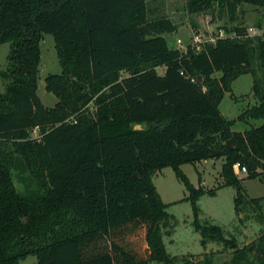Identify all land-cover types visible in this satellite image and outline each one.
Instances as JSON below:
<instances>
[{"label": "trees", "instance_id": "1", "mask_svg": "<svg viewBox=\"0 0 264 264\" xmlns=\"http://www.w3.org/2000/svg\"><path fill=\"white\" fill-rule=\"evenodd\" d=\"M244 3L264 8V0H188V7L218 6L236 21ZM148 16V0H0V47L12 45L0 70V264L30 255L36 264H264V230L240 245L201 222L197 205L234 185L237 214L252 205L264 226V198L250 197L234 169L240 163L248 179L264 176V34L236 25L228 30L234 37L180 50L165 36L177 26ZM44 33L54 36L62 65L46 77L54 107L38 95ZM249 73L256 103L229 119L220 104L227 92L239 99L233 82ZM254 119L263 123L233 129ZM220 158L224 182L215 188L196 187L181 169ZM169 166L190 192L203 245L221 243L229 260L167 251L170 215L153 174ZM17 181L29 182L26 191Z\"/></svg>", "mask_w": 264, "mask_h": 264}, {"label": "rangeland", "instance_id": "2", "mask_svg": "<svg viewBox=\"0 0 264 264\" xmlns=\"http://www.w3.org/2000/svg\"><path fill=\"white\" fill-rule=\"evenodd\" d=\"M149 20L168 18L176 26L177 30L172 34H166L169 46L180 50H185L187 45L195 42V35H200L205 40L209 34L220 29L231 30L236 25H245L249 28H258L260 33H264V8L252 4L244 3L240 6L238 19L233 21L227 12L220 13L219 7L213 10L192 13L189 11L188 0H148ZM250 32V31H249ZM252 34V33H251ZM259 34V33H258ZM255 37L254 35H250ZM178 39L182 40L179 44ZM41 64L38 79V95L47 107H54L58 102V97L47 90L46 77L51 74H60L62 65L60 63L54 36L44 33L40 42ZM203 47L201 43L200 48ZM12 50L11 42H7L0 47V70H5L9 64V55ZM199 50V49H198ZM159 73L165 71L164 66L157 68ZM126 74V73H125ZM220 76V73L216 74ZM254 77L252 74H244L233 82V93L239 97L236 101L231 97V92H227L220 104L221 112L229 119H237L242 111L256 103L253 95ZM6 81L0 77V91L5 90ZM94 110L93 103L90 104ZM263 120H251V124L237 121L234 130L243 131L251 125H261ZM36 130L33 136H38ZM224 158L208 159L195 164L186 163L181 165V169L188 176L196 187L204 189L215 188L224 182L221 176ZM242 179V186L252 198H264V176L256 179H248L244 172L236 173ZM153 182L156 185L162 199L168 204L167 211L170 215L167 225L163 228L164 242L167 251L171 255L191 256L195 260L200 258L205 252H214L216 261L229 260L231 250L224 249L218 242L202 243V235L194 228L193 203L187 199L190 195L184 182H182L173 167H165L153 174ZM28 181L24 183L17 181L20 190L26 191ZM33 187V186H29ZM238 195V188L234 185L216 189L215 194H204L197 200L199 207V219L203 223H211L224 229L228 237H235L240 245L246 244L257 238L264 230L263 224L256 218L254 206L244 205L241 214H237L235 199ZM264 212V200L261 201ZM242 218V221H241ZM170 229L171 234L167 235L166 230ZM38 258L30 255L19 264H36ZM152 264H162L152 262Z\"/></svg>", "mask_w": 264, "mask_h": 264}, {"label": "built area", "instance_id": "3", "mask_svg": "<svg viewBox=\"0 0 264 264\" xmlns=\"http://www.w3.org/2000/svg\"><path fill=\"white\" fill-rule=\"evenodd\" d=\"M249 31H248V34L254 35V36L264 34V33H260V30L258 28H249ZM234 36H235L234 33H227V32H225V30L220 29L216 32H212L211 34H209L205 40H203L202 37L197 34V35H195V40H194L195 42L190 43L188 45H191L196 51H200L203 48V47L200 48L201 43H203V45L205 43H216L218 38L234 37ZM177 42L179 44H182V40H180V39H178ZM188 45H187L185 50H187ZM234 169H235L236 173H238V172L247 173V168L245 166H242L240 163H236L234 165Z\"/></svg>", "mask_w": 264, "mask_h": 264}, {"label": "water", "instance_id": "4", "mask_svg": "<svg viewBox=\"0 0 264 264\" xmlns=\"http://www.w3.org/2000/svg\"><path fill=\"white\" fill-rule=\"evenodd\" d=\"M145 127H146V124H137V125L135 126L136 129H143V128H145ZM228 144H229V146H230L231 148L233 147L231 141H228ZM135 175H136V176H139L138 173H135Z\"/></svg>", "mask_w": 264, "mask_h": 264}, {"label": "crops", "instance_id": "5", "mask_svg": "<svg viewBox=\"0 0 264 264\" xmlns=\"http://www.w3.org/2000/svg\"><path fill=\"white\" fill-rule=\"evenodd\" d=\"M165 72V71H164ZM164 72L163 73H161V74H164ZM255 104V103H254ZM150 264H152V263H150Z\"/></svg>", "mask_w": 264, "mask_h": 264}]
</instances>
